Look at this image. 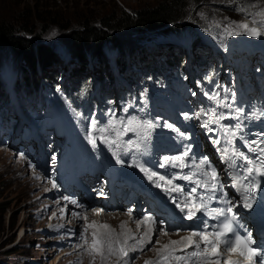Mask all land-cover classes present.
Segmentation results:
<instances>
[{
  "label": "snow or ice",
  "instance_id": "6c2138e0",
  "mask_svg": "<svg viewBox=\"0 0 264 264\" xmlns=\"http://www.w3.org/2000/svg\"><path fill=\"white\" fill-rule=\"evenodd\" d=\"M240 11H244V9H240ZM261 14L264 15V11H262ZM255 23L256 21L253 20V24ZM238 27L243 29L248 35L258 36L261 34L256 27H250L246 23H241ZM230 34L240 33L236 32ZM218 97L219 94L214 93L209 99L215 101L217 107L228 108L231 112L235 113V115L225 116L224 113H218L214 108L209 109L208 111L212 113L214 119L210 118L204 120L203 126L207 127L212 123L219 124L220 121L224 119L237 120V123L232 126L221 125L225 146L223 148H217V151L221 152V162L225 163L227 166L228 175L232 180L231 187L236 188V190L241 193L244 204L247 207L250 206L248 203L249 196L244 193H250L257 189L259 187V180L257 178L264 177V146H262L264 145V140L245 141L248 153L253 154L251 156L240 151L236 147V140H244V137L239 135V133L243 131L241 123L239 122L241 119L240 114H242L243 109L234 108L231 103H225ZM201 113L207 114L204 109H201L200 112L196 113V118H199ZM262 116H264V111H262L259 116L254 114L252 118L260 119ZM186 118L190 119L191 117L186 116ZM91 127L93 132L99 133V136L89 133V142L92 143L94 148L96 147L95 141L100 139L101 143H105L109 145V147L116 145L117 148H120L121 143H124L127 145L128 149L135 148V150L139 152L142 144H146L149 140L150 131L154 129L156 125L151 120H142L137 116H130L127 119H110L108 123L104 125H101L99 121L93 118L91 120ZM167 127L172 128L173 126L169 124ZM174 130L179 131L178 129ZM128 133L136 134L138 141L134 142L131 139L124 141L123 137ZM180 135L183 136L184 134L180 133ZM213 144L220 145L221 140L216 139L213 141ZM253 145H255V147H253ZM184 147L185 150L179 152L177 155L164 156V162L160 163L159 166L161 168L166 166L179 168L181 172H183L185 168H188L189 172L186 174L174 175L172 178H166L155 171H150L141 164H137L136 166L140 167L141 171L146 172L148 174V179L156 183L157 187H161V184L158 183L157 180L162 181L164 185L167 186L165 187V191L178 192L184 197L181 202L176 203V206L180 208L181 212L185 213L188 220L196 218L197 213H203L210 219L220 221V223L218 226L210 225L208 221L205 220L202 222L201 230L192 231L189 235L182 236L178 240H171L169 244L163 246L161 252H158L159 259L155 264H172V261H175L176 264H221V261H223V264H242L241 260L224 258L221 254V246H223L224 251L227 253L238 254L248 261H253L256 257H259L262 264H264V251L251 246L253 242L251 241L250 234L242 236L236 232L233 226V222L237 219L236 215L233 213L234 205L231 200L228 199L227 192L224 191L225 185L220 179V173L217 171V168L212 165L207 157H202L198 163L190 165L188 161L191 148L190 146ZM113 155H116V153L114 152ZM237 159L242 161L239 168L242 169L243 175L239 173L234 174L232 171L237 169ZM117 163H123V161L117 157ZM192 168H194L195 171H192ZM176 179L188 181L193 186L185 193L181 185L173 183ZM244 180H248L249 183L244 185ZM218 193L219 196L217 195ZM214 201L222 203L226 205V207L212 208L211 204ZM73 203H75V201H73ZM228 213L233 214L228 216ZM128 214H132L131 210H129ZM221 217H223V220H221ZM137 223L138 225L145 223L154 225L155 220L153 217L145 215L143 219ZM161 223H163V221H161ZM91 226L97 227L95 222H93ZM99 227L109 229V231L106 233L94 231L92 233V243L87 251L91 255H100L103 259L104 249L106 247L109 255L118 250L121 257H126L128 255L126 248H113L110 226L101 224ZM209 228H211L212 231H209ZM153 231H155L154 228H149V231L145 233L148 243H151V233ZM161 231L164 230L161 229ZM164 234L167 235L168 233L164 232ZM81 238L85 239L83 236ZM196 238H198V240ZM141 242H143V238H141ZM85 243H87L86 240ZM189 249L191 250L189 251ZM145 264H154V262L145 261Z\"/></svg>",
  "mask_w": 264,
  "mask_h": 264
},
{
  "label": "rangeland",
  "instance_id": "374dc122",
  "mask_svg": "<svg viewBox=\"0 0 264 264\" xmlns=\"http://www.w3.org/2000/svg\"><path fill=\"white\" fill-rule=\"evenodd\" d=\"M159 1L162 0H0V16L3 22L6 21L16 26L33 7H36L42 13V17H53V20L75 24L82 16L89 18L97 16L98 18L99 15L109 14L113 10L137 8L143 5L155 4ZM184 1H186V7L190 8L189 13H195V15L189 17L187 23L192 25L193 22L199 21L196 25L202 26L200 29L207 33L208 37L210 35V40L206 44L211 41L216 48L221 47L223 49L227 43L233 42L234 34L230 33H246L238 27L241 23L256 27L259 31V26L264 29V23H262L264 22V19H262L264 15L261 14L264 11V0H205L198 2L197 6H193L190 0ZM228 6H231V8H228ZM240 9H244V11H240ZM25 19L29 20V18ZM253 20L256 21L255 24H253ZM30 26L34 32H39V24L35 20H31ZM166 28L159 29L153 34V37H157L156 44L150 48L149 52L162 50V43H167L170 40L174 41V34L160 36ZM66 34V31L64 33L52 30L48 37L51 38L53 44L60 45L62 42H71L67 39L69 36ZM186 35H188V32H186ZM260 37H264V34L261 33ZM148 43L145 42V44ZM70 44L72 45V43ZM0 46H2L1 43ZM60 49L63 48L57 46V50ZM162 52L166 54L167 50L163 49ZM202 52L205 53L204 50ZM4 53L8 54L5 50ZM108 55L111 56L109 52ZM112 56H115V54H112ZM257 59L258 63L264 64V59L260 57ZM187 60L188 58L183 57L182 64L184 66ZM74 62L75 60H63L55 64L58 73L60 72L58 74L60 81L64 79L65 68H71ZM86 69L87 73L91 72L93 74L91 66L86 67ZM72 78L76 77L72 76ZM68 81L64 79V82ZM120 88L121 86H118L117 89ZM82 89L83 86H80V90ZM49 91L53 92L52 89H49ZM110 119L116 120L113 116H108L104 119V124H107ZM123 144L121 143L120 147ZM106 146L109 147L107 144ZM112 146L116 147V145ZM22 169V163L12 161L8 156V151L0 147V261L12 260L16 264L24 262V254L33 255L38 260H40V255H44L41 246L37 247L35 241L38 240V235L33 233L31 226L34 225L36 220L40 219L39 216L42 212L38 203L41 198L39 200H36V198L41 191L47 189V186L40 185V190H37L39 186L30 185L27 180H24ZM31 205L36 206L34 210H39L33 216L34 222L29 211ZM109 219L113 220L112 217H109ZM20 232H23V234L18 238ZM49 254H47V257L51 264L53 256ZM86 264L90 263L87 262Z\"/></svg>",
  "mask_w": 264,
  "mask_h": 264
},
{
  "label": "trees",
  "instance_id": "16d2710c",
  "mask_svg": "<svg viewBox=\"0 0 264 264\" xmlns=\"http://www.w3.org/2000/svg\"><path fill=\"white\" fill-rule=\"evenodd\" d=\"M190 1L193 6H197L198 2L205 0ZM185 4L184 0H162L137 8L113 10L109 14L99 15L98 18L97 16L94 18L82 16L75 24L53 20V17H42V13L36 7H33L26 15L25 18H29L28 21L22 18V21L16 26L6 21L3 22L0 16V43L2 44L0 56L5 54L4 50L7 51L8 54L5 55L11 56L10 54H12L11 59L16 64L15 68L26 69L30 72H34L36 68L43 70L45 67H51L58 57L63 56L75 57L84 62L87 58H89V62H93V59L105 61L102 51L103 47L109 45L117 48L120 56L123 57L132 54L141 47L138 44V39L147 36L148 31H157L167 27L166 29L179 33L186 28H192L193 31L202 28V26L196 25L199 21L193 22L192 25L187 23L189 17L195 13H189L190 8ZM31 20H35L39 24V32L36 33L33 28L31 29ZM52 30L64 33L66 31V35L69 36L67 39L71 41L72 45L65 42L60 45L53 44L51 38L48 37ZM57 46L63 48L65 55L60 56L61 53L57 51ZM1 66L3 67L5 64L2 63ZM95 66L98 67L95 71V79L99 80L103 86L106 84L108 74L98 64ZM49 76V78L54 77V75ZM19 77L23 86L31 85L32 81L25 75L19 74ZM0 79L3 80L2 76ZM32 88L31 91L34 95L39 93L34 85ZM66 88L73 91L75 86L68 84Z\"/></svg>",
  "mask_w": 264,
  "mask_h": 264
},
{
  "label": "bare ground",
  "instance_id": "6f19581e",
  "mask_svg": "<svg viewBox=\"0 0 264 264\" xmlns=\"http://www.w3.org/2000/svg\"><path fill=\"white\" fill-rule=\"evenodd\" d=\"M199 52H201L202 54H205V53H203L202 52V50L201 51H199ZM138 56H141L142 55V52L141 51H139L138 53ZM74 64H75V62H74ZM123 77V76H122ZM2 78H3V80L4 81H6L7 79L5 78V76H2ZM17 79L21 82V79H20V77H19V75L17 76ZM12 81V80H11ZM13 83H15L14 81H12ZM38 91V90H37ZM39 92V91H38ZM93 220H95L96 221V217H94V218H92ZM29 229V228H28ZM227 258H230L229 256H227Z\"/></svg>",
  "mask_w": 264,
  "mask_h": 264
}]
</instances>
